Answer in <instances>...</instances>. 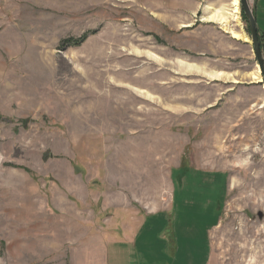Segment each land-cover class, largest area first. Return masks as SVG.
<instances>
[{"label": "rangeland", "instance_id": "374dc122", "mask_svg": "<svg viewBox=\"0 0 264 264\" xmlns=\"http://www.w3.org/2000/svg\"><path fill=\"white\" fill-rule=\"evenodd\" d=\"M232 1L0 0V264H113L116 218L170 187L204 233L222 216L211 264H264V79Z\"/></svg>", "mask_w": 264, "mask_h": 264}, {"label": "crops", "instance_id": "0c3cea01", "mask_svg": "<svg viewBox=\"0 0 264 264\" xmlns=\"http://www.w3.org/2000/svg\"><path fill=\"white\" fill-rule=\"evenodd\" d=\"M253 5V11L255 13L254 20L256 22L258 34L262 35V53L264 54V21H259L256 17V8L259 3H264V0H251ZM227 186V185H226ZM171 191H168L171 196L168 205H164L160 209L152 213H146L137 215L134 218L133 226L128 225L126 228H121L119 223L120 218H116L114 229H111V243L114 247H117L118 251L113 250V264H123L121 260V249L126 248L130 250V254L127 251L123 253L130 255L129 260L125 261V264L139 263L137 257L141 256L145 259L146 264H196L199 262V258L202 257L203 264H211L212 243L211 236L214 228L219 224L221 217L217 219V222L213 227L206 229L205 233L202 229H199L204 221L205 211L208 208L207 204L200 202L187 203L188 216L184 215L177 208L178 212L173 208L172 201V187ZM223 202L215 205L218 212L222 214V208L225 204V198ZM143 201V200H142ZM172 201V202H171ZM175 203V202H174ZM195 204V205H194ZM198 210V212H196ZM197 221V222H196ZM199 224V225H198ZM114 237L112 238V236ZM117 242H124L120 245ZM133 247V249H132ZM182 248V249H181ZM109 252V250H108ZM109 256L106 264L109 263ZM187 260V261H186ZM156 261V262H155Z\"/></svg>", "mask_w": 264, "mask_h": 264}, {"label": "water", "instance_id": "95a60500", "mask_svg": "<svg viewBox=\"0 0 264 264\" xmlns=\"http://www.w3.org/2000/svg\"><path fill=\"white\" fill-rule=\"evenodd\" d=\"M240 6L246 17L248 30H249L248 39L251 41L252 44V51L255 56L256 67H258L260 75L264 79V56L260 47L257 27H255L256 25H255L254 16L251 9L249 8L247 0H240ZM258 216L261 217L262 216L261 213H258Z\"/></svg>", "mask_w": 264, "mask_h": 264}, {"label": "bare ground", "instance_id": "6f19581e", "mask_svg": "<svg viewBox=\"0 0 264 264\" xmlns=\"http://www.w3.org/2000/svg\"><path fill=\"white\" fill-rule=\"evenodd\" d=\"M238 1L239 0H234V1H232V4H233V10L231 11V14H229L227 17H231L232 18V20H234V21H237V22H239L238 20L239 19H237V10H238V7H237V5H238ZM227 17L226 16H224V14H222L219 10H215L212 14H210L208 17H207V19H210V20H213L214 22L216 21L217 23H219V24H221L222 26H223V28L224 29H227L228 30V27H226V25H224V22H226V20H227ZM229 32H230V34L234 37V38H243V39H245V40H247L246 39V37H243L242 35H240L239 33H237V32H235V31H232V30H229ZM242 36V37H241ZM252 77L254 78V79H258L259 80V74H258V72L257 73H255V74H253L252 75Z\"/></svg>", "mask_w": 264, "mask_h": 264}, {"label": "trees", "instance_id": "16d2710c", "mask_svg": "<svg viewBox=\"0 0 264 264\" xmlns=\"http://www.w3.org/2000/svg\"><path fill=\"white\" fill-rule=\"evenodd\" d=\"M254 11H253V16H254ZM244 18H246V17H244ZM85 38H86V34H84V35H80V37L79 38H76V39H65V43H72V44H70V45H72V46H77V45H81V43L85 40ZM258 38H259V40H261V38H262V35L260 34V35H258ZM261 49H262V45H261Z\"/></svg>", "mask_w": 264, "mask_h": 264}]
</instances>
